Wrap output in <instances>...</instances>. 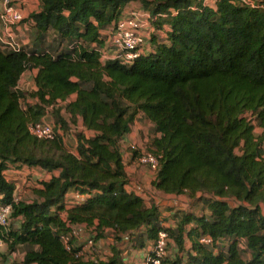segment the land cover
<instances>
[{"label":"trees","instance_id":"obj_1","mask_svg":"<svg viewBox=\"0 0 264 264\" xmlns=\"http://www.w3.org/2000/svg\"><path fill=\"white\" fill-rule=\"evenodd\" d=\"M130 1L155 16V27L168 25L166 41L129 64L101 62L91 44H102L101 29ZM253 1L263 7L247 0H214L213 6L202 0H39L28 18L32 46L0 47V203L10 205L0 237L9 249L24 247L25 264H123L117 253L104 260L78 254L74 224L94 225L91 241L104 228L118 238L143 226L149 239L162 228L156 206L124 188L121 140L140 112L154 132L147 151L158 156L152 186L164 194H200L207 212L182 213L174 228H164L176 253L190 242L185 257L175 254L172 264H264V0ZM49 32L52 49L43 45ZM30 68L35 89H19L21 73ZM72 94L63 106L68 123L80 118L93 131L88 137L76 132L75 154L56 130L68 127L59 107L51 110L58 124L52 138L28 128L41 121L46 106ZM27 96L35 102L23 106ZM252 121L262 135L253 133ZM131 150L136 160L143 153ZM10 164L59 173L40 182L32 199H14L15 186L3 174ZM70 189L90 195L65 208ZM204 235L211 244L199 242ZM221 238L228 241L225 251L213 249Z\"/></svg>","mask_w":264,"mask_h":264},{"label":"crops","instance_id":"obj_2","mask_svg":"<svg viewBox=\"0 0 264 264\" xmlns=\"http://www.w3.org/2000/svg\"><path fill=\"white\" fill-rule=\"evenodd\" d=\"M214 2V1H213ZM19 7L21 9L23 15V21L18 25V27L14 30L16 36L20 35L21 40L26 39V43L22 44L23 46H27L30 48L32 46L31 39L29 34L30 32L34 31L33 22L28 19L29 15L32 12L38 11L40 7L39 0H20ZM138 16L140 19V29L139 33L143 37V52H149L153 50L154 43L156 42H165L166 41V30L169 29L167 24H163V26L155 27L153 24V20L155 16H150V13L143 8L142 4L138 1H130L124 5L122 8L121 14L119 17H132ZM119 19V18H118ZM118 19L110 25L106 26L105 28L101 29L100 37L102 39V44L97 45L92 43L91 46L99 50L100 61L104 62L106 60L114 59L117 53V48L112 46L108 39L111 33L115 29L116 22ZM1 29V25H0ZM152 36H155L152 39ZM20 43V42H19ZM24 43V42H23ZM36 73L35 68H30L24 70L17 82V87L19 89L25 91H31L35 89L34 85V75ZM74 95H70L63 101H58L54 104V106H46L44 109V113L41 116V121L47 122L49 124L55 125L57 127L58 124L54 121L52 113L49 110H52L54 107H59L60 111L59 114L62 116L65 121L68 123L69 120V113L63 109V106L66 102L72 100ZM26 102L32 104L35 102L33 97H26ZM145 124V125H144ZM151 125L149 121L145 118L143 113H138L133 120L132 124L130 125V129L128 133H126L121 140V149L124 147H129L131 143L135 141H141V138L146 133V126ZM145 126V127H144ZM57 132L60 133L62 142L64 147L72 152L76 153V132L81 131L84 133L86 137L93 135V131L86 129L81 122V119L78 118L75 124L68 123V129L62 130L61 128L57 127ZM125 152V156L123 154V163L124 169L127 174V182L124 185V188L128 192H133L137 196H139L146 206H150L153 204L156 206L158 211V221L159 226L167 229H172L175 226L178 217L176 215H181L182 213H193L188 211L184 208L183 202L178 203L175 199H172L168 196H179L175 194H164L154 188L152 186V182L154 180V176L150 177L148 173H144V170L138 168L137 165L139 164L135 157H132L131 154ZM127 158V159H125ZM15 169V170H13ZM35 171L37 176L32 177L35 180H38V184L36 186H32L39 188L41 187L42 181L48 180L51 176H56L59 173V170H44L39 167H32V166H25V165H12L10 164L6 170H4L3 174L6 180L10 181L9 179H15V173H22L21 171ZM9 174V175H8ZM31 179V178H30ZM151 179V180H150ZM16 187V186H15ZM15 192V189H14ZM14 194V193H13ZM156 194V196H155ZM90 195L89 193H79L76 190H68L64 195L62 200L63 205L65 208L71 207L72 205L81 203ZM14 196V195H13ZM14 199L15 196H14ZM207 213V212H205ZM197 215V214H195ZM200 215V214H199ZM191 223L186 226V230L190 227ZM12 228L18 227V220L12 221L11 224ZM145 227H140L137 230L128 231L123 234H119L118 238L115 237L113 234L112 229L104 228L101 231V234L98 235L94 241L93 248H89L88 239L90 237L95 236L94 225H86L85 223L74 224L71 225V240L74 246L80 248V254L83 255L85 258L89 259H106L113 253H117L118 256L121 258L123 264H142V261L145 257V254L148 252L152 239H149L145 235ZM219 240V239H218ZM148 243V244H147ZM169 245L172 247V240L168 239ZM190 249V242L185 240L184 249L181 252H177L176 249L170 248L169 253L171 258L175 254H178L180 257H185V250ZM24 247L21 245H15L12 248H8L6 242L3 241L0 244V259L5 262V264H25L23 262V255H24ZM35 264V263H29ZM166 264H172V258L170 261L166 259Z\"/></svg>","mask_w":264,"mask_h":264},{"label":"built area","instance_id":"obj_3","mask_svg":"<svg viewBox=\"0 0 264 264\" xmlns=\"http://www.w3.org/2000/svg\"><path fill=\"white\" fill-rule=\"evenodd\" d=\"M245 1V0H244ZM20 0H0V47L11 50H18L24 47L17 40L14 30L23 21V15L19 7ZM252 7H263L256 1L247 0ZM140 19L134 15L132 17H119L116 22L115 29L111 33L108 41L117 48L115 58L122 63H132L137 57L143 54V37L139 33ZM29 132L38 138H52L55 135V129L52 124L44 121H38L29 124ZM264 145V144H263ZM132 147V144L129 145ZM140 165L147 166L152 171L158 167V156L145 151L137 158ZM10 205L0 203V228L6 229L9 223ZM62 240L67 246V236H63ZM168 235L166 230L162 227L158 229L155 237L152 239L151 247L145 254L142 264H166L165 258L167 254ZM212 239L209 236H201L199 242L203 244H211ZM3 239L0 237V244ZM91 243V239H88ZM80 254V253H78ZM0 264H5L0 259Z\"/></svg>","mask_w":264,"mask_h":264},{"label":"rangeland","instance_id":"obj_4","mask_svg":"<svg viewBox=\"0 0 264 264\" xmlns=\"http://www.w3.org/2000/svg\"><path fill=\"white\" fill-rule=\"evenodd\" d=\"M213 1L214 0H202L203 4L209 5V6H213ZM29 34L32 35V36H30V38L32 37V39H31V44H32L33 38H34V31L30 32ZM51 38H52V35L49 32L47 37L45 38V40L43 42V45L45 47H47L48 49H52L54 47L53 44L50 45ZM17 40H18V42H20V44H25L27 42L26 39L25 40H21L20 39V35L17 36ZM27 49H29V48H27ZM22 105L23 106L26 105V101L25 100L22 101ZM49 111H50V113H52L51 110H49ZM245 116H246V118H250L252 115H250L249 113H245ZM252 123L254 125L253 133L255 135H258V136L262 135L261 128L257 125L256 121H252ZM67 129H68V127L66 128V130ZM153 137H154L153 127L150 126V125H147L146 126V133L141 138V141H135L134 143H131L132 147H127V146L124 147L122 149V153L124 154V156H125V152H128V154H130L131 151H132L131 149H136V150L140 151V153L147 151V149H149V147H150V142H151V139ZM263 149H264V145H263ZM236 152L239 153V149H236ZM263 157H264V155H263ZM125 159H127V158H125ZM137 167L141 168L142 170H144V173H148V175L150 177L154 176V171H152L147 166L138 164ZM13 170H15V169H13ZM21 172L22 173H15L14 172V176L13 177H16V178L14 180L11 179V178L9 179L11 182H13L14 186H16L15 187L14 196H15L16 199L30 200V199H32L35 196L34 192H33V189H35L36 187H34L32 189V186H36L38 184V180H35L32 177H35L37 175L35 174L34 170L33 171H31V170L21 171ZM199 195L200 194H197L194 198H190L186 194H180L179 196H174V197L173 196H168V197H170L172 199H175L176 201H178V203L183 202L184 204H186V205H184V208L186 210L194 212L195 214L199 215V214H202V213L206 212L202 202H200L197 199L199 197ZM155 196H156V194H155ZM263 213H264V211H263ZM205 214H207V213H205ZM176 217L179 218V215H176ZM227 244H228V241L225 238H221L219 240V243L216 246H214L213 249L225 251ZM93 246H94V241H92L89 244V248H93ZM240 246H241L240 248H243V243L242 242L240 243ZM150 247H151V244H150ZM150 247H149V249H150ZM170 248H174L175 249V245H174L173 242H172V247L168 243L165 263H166V259H168L169 261H170L171 258L174 259V256L169 258V256H170L169 249ZM243 255L245 257H247V252L245 251V249L243 251Z\"/></svg>","mask_w":264,"mask_h":264}]
</instances>
